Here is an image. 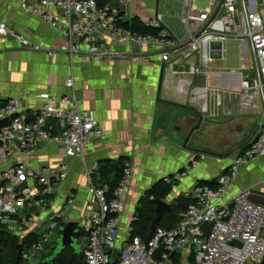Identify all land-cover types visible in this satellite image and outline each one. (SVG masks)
<instances>
[{
	"label": "built area",
	"instance_id": "2783aa9c",
	"mask_svg": "<svg viewBox=\"0 0 264 264\" xmlns=\"http://www.w3.org/2000/svg\"><path fill=\"white\" fill-rule=\"evenodd\" d=\"M143 1L0 0L16 4L25 14L58 30L67 41L64 51L70 57L101 61L126 57L133 47H151L163 64L164 83L167 76L175 77L177 91L200 115L259 118L247 147L228 157L216 156L230 163L209 182L185 188L182 195L190 202L179 212V221L172 227L158 225L147 240L119 235L121 198L135 167L126 163L108 194L106 186L93 182L97 162L87 166L84 177L96 213L77 219L83 264H175L180 260V264H264V204L248 199L252 193L264 197V174L253 184L230 192L239 164L264 161V0H222L213 16L218 0H206L203 7L196 0H181V38L166 25L159 10L142 20L155 33L132 30V5ZM4 38L14 39L25 49L53 54L1 18L0 39ZM228 42L238 44L237 66L213 68L214 62H226ZM114 45L128 49L118 50ZM183 63L186 69L180 68ZM197 78L202 82L195 83ZM66 85L73 90L72 77ZM38 97L43 102L30 113L19 97H9L0 106V228L21 244L19 264L55 248L59 226L68 221L62 208L73 202L72 194L58 199L56 193L68 177L67 159H84L85 147L102 135L93 110L82 108L74 91L60 98L47 92ZM50 142L62 152L56 163L33 166L23 161ZM186 174L183 168L160 179L174 185Z\"/></svg>",
	"mask_w": 264,
	"mask_h": 264
},
{
	"label": "crops",
	"instance_id": "0c3cea01",
	"mask_svg": "<svg viewBox=\"0 0 264 264\" xmlns=\"http://www.w3.org/2000/svg\"><path fill=\"white\" fill-rule=\"evenodd\" d=\"M161 2H135L132 5L133 15L142 21L159 10L166 25L181 38L169 25L168 20L173 17L168 15L169 11H162ZM1 18L32 42L53 51V54L25 49L12 38L0 39V99L19 97L27 113H30L42 104L43 100L38 97L40 93L47 92L60 98L74 91L80 106L93 110L102 129L101 137L85 147L84 159H67L68 177L56 193L58 199L66 194L73 195L72 204L62 208L68 220L96 213V205L88 193L84 177L86 167L92 162H97L99 168L104 161L122 160L124 164L130 163L135 167L121 198L123 209L119 235L121 238L127 236L140 197L161 175L183 168L187 171L182 181L172 185L165 197L171 203L182 195L185 188L212 178L230 163L229 159H217L218 155L208 151L203 153L190 146L189 140L194 134L220 132L221 126L226 125H236L252 133L259 120L257 116L254 121L200 115L186 104L187 97L177 91L175 77L167 76L168 80L164 83L166 73L163 64L151 47H133L126 57L101 61H92L83 56L70 57L64 51L67 41L58 30L37 17L25 14L16 4L0 2ZM177 19L179 21L178 16ZM181 26L184 35V27ZM113 47L128 49L125 45ZM211 66L220 69L230 67L226 62L218 61ZM180 68L186 69V63L181 64ZM69 77L73 78V90L66 85ZM196 80L202 82L199 78ZM61 153L60 147L50 142L23 157V161L33 166L53 164L59 160ZM193 161L199 164L194 166ZM263 174L262 159L239 164L237 179L230 192L253 184ZM112 175L106 174L107 178ZM95 181L98 183L97 179ZM180 261H175V264H180Z\"/></svg>",
	"mask_w": 264,
	"mask_h": 264
},
{
	"label": "trees",
	"instance_id": "16d2710c",
	"mask_svg": "<svg viewBox=\"0 0 264 264\" xmlns=\"http://www.w3.org/2000/svg\"><path fill=\"white\" fill-rule=\"evenodd\" d=\"M130 28L141 33L156 32L155 29L142 23V21L136 16L132 18ZM5 101V99H0V106L4 105ZM247 144L248 140L242 144V150L247 147ZM202 152L205 153L206 151ZM124 166L125 164L122 160L115 162L104 161V163L97 169V172L93 174V181L99 186L106 185L108 194H110L111 190L116 186L118 180L120 179ZM108 173L113 174L112 177L107 178L106 174ZM95 178L97 179L98 183L95 181ZM200 182L209 181L201 180ZM171 188L172 184H166L162 181V179H159L142 194L138 201V206L136 207L133 214V219L130 223V235L140 236L143 240H147L149 238L152 232L150 231V224L154 217L155 199H164L171 191ZM189 202L190 198H187L183 195L178 196L175 200H173V202L170 203L171 211L164 214L159 226H174L179 221V212L184 210ZM17 243L18 239L16 236L10 234L6 229L0 228V264L20 263V261H16ZM53 264H83L82 252L80 250L79 254H75L73 249L66 247L53 260Z\"/></svg>",
	"mask_w": 264,
	"mask_h": 264
},
{
	"label": "rangeland",
	"instance_id": "374dc122",
	"mask_svg": "<svg viewBox=\"0 0 264 264\" xmlns=\"http://www.w3.org/2000/svg\"><path fill=\"white\" fill-rule=\"evenodd\" d=\"M199 6H205L206 0H196ZM162 11H169V16L173 18H169L168 23L172 26L175 32L182 37L183 35V28L179 23L177 16H178V9L177 7L180 6V0H162ZM226 50V63L228 66H236L237 64V56H238V44L234 42H228L225 44ZM197 83V80L195 81ZM256 115L250 116H240L239 118L242 119H253L256 120ZM249 130H243L238 128V126H224L220 128V132H198L194 134L190 140L189 145L200 149L202 151H208L214 155H218L219 157L229 156L234 153L235 151H243L242 144L245 143L250 138ZM227 156V157H228ZM171 196V195H170ZM46 224H44V227ZM55 232L58 233V229H55ZM77 240L83 242V237L78 236ZM26 246L24 245V248ZM53 249L48 248L47 251L38 252L35 256L31 257L28 260H23L25 264H43L42 260L48 257V253H52ZM22 261V260H21Z\"/></svg>",
	"mask_w": 264,
	"mask_h": 264
},
{
	"label": "water",
	"instance_id": "95a60500",
	"mask_svg": "<svg viewBox=\"0 0 264 264\" xmlns=\"http://www.w3.org/2000/svg\"><path fill=\"white\" fill-rule=\"evenodd\" d=\"M222 0H218L216 7L212 13V16L216 13V11L219 8V5L221 4ZM248 199L250 201L264 204V197L259 196L256 194H250ZM171 211V205L170 202L167 199L158 198L155 199V207H154V217L152 219V222L150 224V231H153L155 227H157L160 224V221L165 213H168ZM81 227V224L78 220H68L63 225L59 226V234L56 238V246L53 249L52 253L42 260V263L45 264H53V260L57 257L58 254L61 253V251L66 248L70 247L73 249L75 254L80 253V246L78 244L77 236L79 235V229ZM231 243H237L235 241H232ZM240 246V244L238 243ZM17 254H16V260L19 258L20 251L22 249L21 244L16 245ZM113 259L116 260L117 258V250L114 249L112 251Z\"/></svg>",
	"mask_w": 264,
	"mask_h": 264
}]
</instances>
